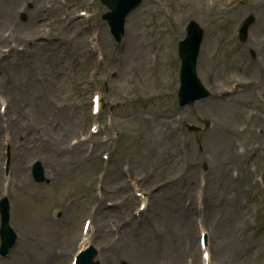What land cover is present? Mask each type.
<instances>
[{"label":"rangeland","instance_id":"1","mask_svg":"<svg viewBox=\"0 0 264 264\" xmlns=\"http://www.w3.org/2000/svg\"><path fill=\"white\" fill-rule=\"evenodd\" d=\"M157 1L167 3L170 10L168 17L164 16L160 9L155 13L156 2L145 0V3L133 12L122 44L116 46L104 33L102 45L106 59L99 71L109 86V93L113 95L114 100L118 101L115 108H110L116 128L124 134L126 140L135 149L139 145L147 151L141 154L144 159L140 161L139 168L138 166L135 168L139 169V173L147 176L148 183L157 186L154 211L163 213L165 219V222H160L163 228L156 244L144 255L138 252L135 246L132 247L135 256L134 264H189L193 246L189 245L187 234L195 228L193 215L197 209L193 204L194 196L202 191L204 197L207 199V195H210L213 202L217 195L224 196V190L229 185L228 175H225L224 171L229 163L240 160L241 154L239 151L235 155L225 152L226 141H231L233 136L224 130L223 132L220 129L214 130L215 124L208 134L204 121L206 115L222 122V118L214 113L208 104L201 102L190 108H179L176 105L173 93L177 85L178 69L170 54L173 47L176 49L177 41L184 35L189 18V15L184 13V9L192 8L199 11V16L196 17L213 32L210 36H217V41L220 39L219 33L225 26V23L220 22V18L223 15H229V11L221 10L223 4L220 0H215L208 7L201 0ZM237 6L239 7L240 4L238 3ZM32 8L29 24L20 27L21 30L11 34L6 41H17L21 37L32 34V29L36 35L48 36L51 31H39V29L55 28L58 33H61L60 31H67L75 24L70 18L65 17L70 9L61 11L57 7H50L44 10L36 5ZM9 19L3 17L1 21L7 23ZM43 20H45L44 25ZM56 22H60L61 25H57ZM72 43L74 46L72 50H57L49 47L47 60L42 64L39 75L34 70L28 69L29 67H22L14 59L12 62L5 60L3 67L7 78H11L12 81L17 80L13 86V91L17 94V115L14 116L16 119L8 118L12 120L5 124L6 131L14 137L20 131L23 132L25 139L20 149L21 157H30L33 149L40 147L61 168L59 173L64 181L78 172L84 174L90 172L89 164L80 169V165L85 162V154L82 151L56 153L51 145H47L48 141L46 144L39 142L38 136L45 133L50 139L65 140L75 129L73 120L68 119L67 116L76 111L77 114L85 117L91 87L85 82L86 76L81 68L76 70V80L71 79V75L75 73L73 71L77 60L75 55L82 54L86 57V47L81 33L75 34ZM153 51H157L161 58L155 68L150 66V56ZM40 61L41 54L36 53L33 68L40 70ZM166 82L174 83L175 87L167 86ZM145 92L149 94H146L144 98ZM27 102H29L30 111L24 118L18 120V115L28 108ZM165 109L170 110L164 111ZM161 112H164L162 115L165 121H162ZM177 113L181 114L183 121L180 126H177ZM149 115H156L158 118L152 127L146 121ZM192 126H197L201 131L193 132ZM166 135L172 139L175 146L174 153L178 154L171 159L168 167L157 164L155 159L157 155L169 156L164 155L161 150L152 149V146L167 147L169 141ZM221 135L223 136L221 141H224L225 145L217 143L216 139ZM147 137H157V139L151 143H139L141 139ZM235 137L246 142L242 149L250 152L252 148L250 128L248 127L246 131ZM201 159L210 167L209 176L204 177V186L200 180L194 183L189 181L190 175L187 173L193 170L192 164L200 162ZM166 168L169 173L173 170L180 179L170 178L171 181L167 182L163 175ZM105 180H108V176ZM169 184L172 186L168 189ZM44 194L42 193V196ZM176 197L177 200L174 201ZM57 206L53 204V209ZM127 206V203H121V208ZM216 209L218 212L223 210L221 216L224 235H221V238L225 243L223 262L264 264L262 260L264 257L260 251L261 237L257 231V226L260 225L258 211L247 207L244 197L238 195L234 200H228L226 205H218ZM120 210V207H116L110 214L107 213L102 217L100 213L98 214L94 230L95 239L98 238L101 243L107 244L111 238L115 239L118 236L115 224L118 223L116 217ZM35 214L39 215L36 212ZM54 227L51 233H38L40 241L33 240L31 244L25 245L28 256L31 255L30 262L26 263L18 259L15 254H11L9 257L0 258V264H46L42 261L47 258L45 252L54 251L57 248L67 250L68 241L77 234L75 220L60 221ZM47 236L48 240H46ZM144 237L146 240L151 238L150 233L145 232ZM111 252L114 250L112 249ZM62 262L63 260L60 259L57 264Z\"/></svg>","mask_w":264,"mask_h":264}]
</instances>
